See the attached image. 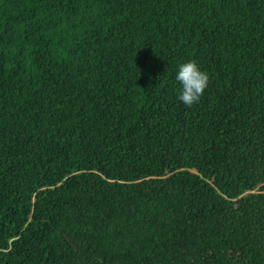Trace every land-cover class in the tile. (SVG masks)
Listing matches in <instances>:
<instances>
[{
	"label": "trees",
	"instance_id": "16d2710c",
	"mask_svg": "<svg viewBox=\"0 0 264 264\" xmlns=\"http://www.w3.org/2000/svg\"><path fill=\"white\" fill-rule=\"evenodd\" d=\"M0 264H264V0H0Z\"/></svg>",
	"mask_w": 264,
	"mask_h": 264
},
{
	"label": "clouds",
	"instance_id": "9594fccd",
	"mask_svg": "<svg viewBox=\"0 0 264 264\" xmlns=\"http://www.w3.org/2000/svg\"><path fill=\"white\" fill-rule=\"evenodd\" d=\"M176 81L180 85L179 101L187 107L199 102L209 83V74L202 70L195 60H188L178 66Z\"/></svg>",
	"mask_w": 264,
	"mask_h": 264
},
{
	"label": "rangeland",
	"instance_id": "374dc122",
	"mask_svg": "<svg viewBox=\"0 0 264 264\" xmlns=\"http://www.w3.org/2000/svg\"><path fill=\"white\" fill-rule=\"evenodd\" d=\"M249 192H253V191L247 190V191H244L242 194H247Z\"/></svg>",
	"mask_w": 264,
	"mask_h": 264
}]
</instances>
